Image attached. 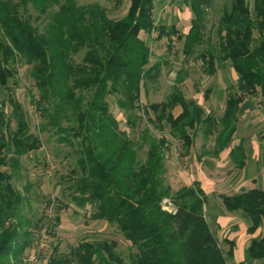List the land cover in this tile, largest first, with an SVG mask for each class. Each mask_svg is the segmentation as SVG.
Listing matches in <instances>:
<instances>
[{"label":"trees","instance_id":"trees-1","mask_svg":"<svg viewBox=\"0 0 264 264\" xmlns=\"http://www.w3.org/2000/svg\"><path fill=\"white\" fill-rule=\"evenodd\" d=\"M180 2L191 15L186 33L156 20L158 0H128L118 19L98 4L83 6L75 0H0V89L6 90L0 100V264H21L24 253L37 245L42 227L22 215L26 199L6 171L18 168L23 156L42 145L9 87L10 81L17 84L18 66L29 67L37 91L31 102L44 120L39 132L52 131L76 154L68 172L71 200L79 208L89 207L91 220L115 226L135 249L125 263L115 241L84 240L65 254L53 247L47 264H228L233 259V241L224 238V253L206 221L200 185L173 191L164 181L165 161L170 137L181 141L184 156L199 132L212 142L210 148L202 146V155L217 158L231 145L240 107L251 98L260 99L264 114V0L252 5L228 0L217 20L216 44L204 34V18L214 0ZM174 35L182 42L181 54L201 61L208 75L224 63L232 69L236 79L226 88L221 116L205 113L176 86L163 101L141 105L144 87L160 74V63L150 60L148 40L166 38L170 45ZM176 80L182 81L180 71ZM210 93L208 88L204 98ZM112 104L126 125L135 127L145 119L159 136L147 125L138 132L140 142L129 138ZM229 158L235 168H244L242 142L232 146ZM164 199L175 206L174 214L162 209ZM219 199L226 212L247 215L249 234L264 225V188L220 194ZM245 253L264 264V232L250 239Z\"/></svg>","mask_w":264,"mask_h":264},{"label":"rangeland","instance_id":"rangeland-1","mask_svg":"<svg viewBox=\"0 0 264 264\" xmlns=\"http://www.w3.org/2000/svg\"><path fill=\"white\" fill-rule=\"evenodd\" d=\"M78 5L98 4L107 9L110 18L118 19L127 10L128 0H75ZM181 0H158L155 10L156 20L166 25L176 24L179 31L186 33L189 27L190 11L183 6ZM252 5L253 0H247ZM228 0H214L211 8L207 10L204 18V34L209 37V43L216 44L218 35L216 32L217 20L222 13V9ZM158 23V22H157ZM255 36H257L255 34ZM145 39L146 36H143ZM154 37V36H153ZM259 38H256L258 40ZM169 45L166 38L160 41L148 40L151 52V62L160 63V74L156 82L148 83L144 89L141 105L159 103L165 99L173 89L179 88L186 99H193L202 106L205 113H210L216 117L221 116L226 95V88L234 84L236 79L232 69L224 63L217 69L216 74L208 75L204 70L201 61L187 59L181 54L182 42L171 37ZM205 46V45H204ZM79 61L78 56L75 57ZM180 71L182 81L177 82L176 77ZM9 87L13 88V98L18 101L27 112L30 132L36 134L41 139V148L23 156L20 159L18 168L7 172L11 173V184L26 199L22 207V215L33 221V224L42 223L40 230H37V245L28 249L22 259L21 264H47L49 255L53 247L57 246L58 253H68L71 247L87 240L93 241H115L116 251L128 263L127 255L135 252L130 243L122 237L115 226L108 225L103 221H93L89 218L90 208H79L71 200L68 180V172L74 166L76 154L74 149L68 144L59 142L58 136L52 131L39 132V127L44 123L41 115L31 102V97L37 98V91L29 75V67L18 66V76L16 86L10 81ZM211 88L208 99L204 98V92ZM6 96V90L0 89V100ZM259 98H251L246 101L254 109L245 111L238 116L237 131L233 137L231 146L237 144L239 140L244 141V148L247 155L246 167L242 170L236 169L228 158L223 154L219 158L211 159L202 155V146L211 147L212 142H205L202 133L199 132L195 138L193 147L187 155L183 156L184 149L181 141L172 139V146L165 161V184L172 190H177L181 186H191L197 171V180L212 187L211 192L207 190L208 197L204 206L205 218L210 229L218 241L219 247L225 253L228 246L224 243L225 235L234 238L232 224L224 218L221 219L223 207L220 203L219 195L235 192L234 182L245 183L241 189L264 188V114ZM111 111L119 123V128L127 133L129 138L139 141L138 132L148 125L151 132L159 136V131H153L145 119L135 127H129L125 123V117L118 110L116 104L110 106ZM178 109L175 110V114ZM141 113V112H139ZM146 146L139 151V158L144 159ZM197 157V161H196ZM71 177V176H70ZM231 183V184H230ZM207 184V185H208ZM240 189V190H241ZM163 210L174 214L175 206L169 199H164L161 203ZM221 221L216 227V222ZM260 234L264 232V225L260 229ZM241 237L240 234L236 238ZM254 237V236H253ZM252 238V237H250ZM250 238L245 236V242L238 241V248L234 249L233 259L228 260V264H263L262 261H253L246 257L245 247ZM243 244V245H242ZM237 246V245H236Z\"/></svg>","mask_w":264,"mask_h":264},{"label":"crops","instance_id":"crops-1","mask_svg":"<svg viewBox=\"0 0 264 264\" xmlns=\"http://www.w3.org/2000/svg\"><path fill=\"white\" fill-rule=\"evenodd\" d=\"M253 109H254V107L250 103L245 102L240 107L239 115L242 114V113H244L245 111H247V112L252 111ZM240 142H242V144L244 146V141L243 140H239V142L237 144H239ZM231 144H233V143H231ZM237 144H235V145H237ZM235 145H233V146H235ZM231 148H232V146H231ZM231 148L228 147V148L224 149L223 151H221L219 153V155H218L217 158H219L220 155L224 153V155L226 156V158H228L229 161L231 162V160L229 158V151H230ZM209 158H211V157H209ZM211 159H216V158H211ZM196 161H197V157H196ZM246 161H247V155H246ZM246 161H245L244 168L246 167ZM244 168H242V169H244ZM242 169H238V170H242ZM195 172H196L195 173V176L196 177H195V179L193 180V182L191 184L198 183L200 185V188L204 191V193L208 197V194L209 193L207 192V190L205 188L208 187L209 188L208 191L211 192L212 187H209L211 185H209L208 183H207L208 184L207 185V184H205V183L200 182L199 180H197V171L195 170ZM244 184L245 183H241V182H235V183L233 182L231 185L234 186L233 188H234L235 192H233V193H225V195H233V194H236V193H240L242 191L249 190V189H246V190L245 189H241L242 188V185H244ZM223 211H225V210H223ZM204 214H205V212H204ZM220 214L221 215H220L219 218L221 219V221H222V219H224V218L226 219L227 218L226 221L228 220L229 223L233 225L231 229H233V231H235V232H231L233 234H230V235H234V238H229L226 235H225L224 238H227V239L233 241V243H234V249H237L238 248V242H236V241H238L239 237L236 238V235L237 234H240L241 235V237L239 239L241 242H245V236H247L248 239H249L250 237L253 238V236L255 237V236H258L260 234V231H261L260 229L261 228L257 229V231L254 234H249L248 228L250 226V221H249L247 215L244 212H242V211L226 212L225 211V212L220 213ZM220 222L219 221L216 222V227H218L220 225ZM243 248H245V245H243Z\"/></svg>","mask_w":264,"mask_h":264}]
</instances>
